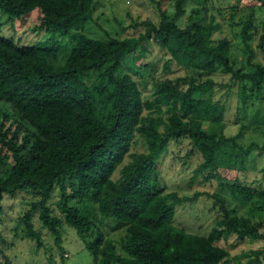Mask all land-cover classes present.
<instances>
[{
  "label": "trees",
  "instance_id": "trees-1",
  "mask_svg": "<svg viewBox=\"0 0 264 264\" xmlns=\"http://www.w3.org/2000/svg\"><path fill=\"white\" fill-rule=\"evenodd\" d=\"M95 1L0 0L2 14L22 18L37 11L39 23L33 31L68 34L72 42L66 60L56 66L45 57L49 49L18 46L0 35V169L9 167L0 175V218L6 197L28 191L33 200L17 222L23 227L22 238L35 241L38 248L42 241L34 229L35 213L61 251L63 229L73 228L94 264H232L219 245L229 235L263 242L261 248L241 253L237 264L241 259L264 264L262 223L224 205L240 196L264 211L261 185L227 176L242 171L237 165H243L257 145L238 142L243 123L234 121L239 124L237 134L225 132V107L215 97L213 79L222 74L240 83L237 110L245 112L264 99V62L250 61L253 15L235 23L242 25L240 36L248 48L249 69L244 70L235 67L231 40L210 12L212 0L201 5L168 0L170 8L151 0L157 22L140 21L138 35L119 39L72 31L92 20ZM189 4V17L203 12L204 23L180 25ZM259 7L264 10V0ZM260 37L264 56V26ZM150 41L168 56L165 69L173 62L185 73L157 79L149 72L152 89L143 98L124 61ZM254 119L263 122L262 115ZM138 139L144 149L131 153ZM182 139L190 143L189 154L201 157L189 183L198 178L216 182L209 196L214 205L221 204L222 215L206 235L188 232L174 218L178 205L208 194L168 190L159 168L169 145ZM224 196L227 201L220 200ZM84 200L94 203L93 212L79 206ZM96 214L99 224L110 220L124 227L118 244L104 238L92 220ZM8 244L0 232L2 264H10Z\"/></svg>",
  "mask_w": 264,
  "mask_h": 264
},
{
  "label": "rangeland",
  "instance_id": "rangeland-1",
  "mask_svg": "<svg viewBox=\"0 0 264 264\" xmlns=\"http://www.w3.org/2000/svg\"><path fill=\"white\" fill-rule=\"evenodd\" d=\"M159 1L162 8H170L168 0ZM260 0H212L210 12L214 13L216 20L220 22L221 32L231 40V55L236 68L249 69L247 64V49L243 44L240 34L242 25L235 24L240 19L245 20L250 14L253 15L252 24L256 27V32L248 39L250 49L253 54L251 62H264V56L259 47L264 26V10L259 7ZM196 5H201L203 0H194ZM193 4V2H192ZM191 5L186 8V12L181 16L179 23L181 26H188L193 22H205L204 13L200 12L195 18L189 17ZM157 22L158 15L156 5L151 0H96L92 20L83 27L76 30L83 32L90 37L97 39L124 38L136 36L142 27L138 24L143 20ZM39 23V12L32 13L22 18H9L0 12V35L11 40L18 46L39 45L45 51L46 59L53 65H61L69 54L72 42L68 34L56 33L53 35L33 31L34 26ZM143 49H138L134 54L127 56L124 61L125 70L129 72L133 79L137 81L143 98L149 97L152 89V80L149 72H152L157 79L166 77H176L183 75L185 71L171 62L167 69L164 63L168 56L161 51L158 46L151 41L144 43ZM145 69V70H144ZM145 72H143V71ZM149 70V71H147ZM141 74H136L137 72ZM216 81L215 97L220 100L225 107V120L228 122L225 132L234 135L239 132V124L234 125V121L244 124V128L239 134L238 142L247 146L251 142L256 143V147L247 156L243 165H237L241 172H229L228 178L237 177L240 181L261 185L264 188V99L256 105L249 106L244 112L237 110L239 82L232 81L228 75L216 74L213 76ZM249 85V83H246ZM249 88V87H248ZM262 115L263 122H253L254 116ZM9 123V122H7ZM25 134H20L24 136ZM142 142L138 139L137 145H133L131 153L142 151ZM191 149L187 139L172 142L169 145L168 153L165 155L159 168L165 177L167 189L177 191L180 195H191L195 191H204L208 195L198 197L193 202L178 205L175 211L174 222L179 224L188 232L206 235L215 225V222L222 215L220 203L214 205V199L209 196L215 191L216 182H205L201 178L189 183L196 166L200 163L201 157L197 152L189 154ZM128 160V157L124 162ZM9 166V165H8ZM9 170V167L0 169V175ZM231 175V176H229ZM118 177V172L115 173ZM55 192L52 194V196ZM228 200L227 197L220 200ZM33 200L29 192L21 191L15 197H6L3 200V212L0 218V232L9 242L7 250L10 264H94V256L88 251L75 230L65 226L62 234L61 247L58 248L49 234L42 227L37 218V213L33 214L32 221L34 229L40 233L41 246L38 248L35 241L22 238L23 227L18 224L17 218L30 208ZM51 200L49 206H51ZM72 205L74 203H71ZM83 209H95L94 203L84 200L78 203ZM226 207L236 211L239 215L250 216L256 222L262 223L260 231L264 233V211L256 208L253 201L237 196L231 204H224ZM53 210L56 206L52 204ZM56 211V210H55ZM94 224L99 225L104 238H109L118 244L119 239L124 235V227H119L113 221H104L102 224L96 214L92 218ZM18 232V233H17ZM18 235V236H17ZM229 253L232 264H237L241 253L251 249L261 248L263 242L239 240L235 235H229L219 242ZM4 260L0 259V264ZM241 263L245 264L244 259Z\"/></svg>",
  "mask_w": 264,
  "mask_h": 264
}]
</instances>
